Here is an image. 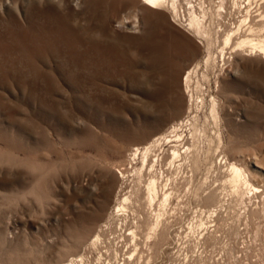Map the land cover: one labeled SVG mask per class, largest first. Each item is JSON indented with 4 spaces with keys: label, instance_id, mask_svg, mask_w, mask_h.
Returning <instances> with one entry per match:
<instances>
[{
    "label": "rangeland",
    "instance_id": "374dc122",
    "mask_svg": "<svg viewBox=\"0 0 264 264\" xmlns=\"http://www.w3.org/2000/svg\"><path fill=\"white\" fill-rule=\"evenodd\" d=\"M172 1L152 10L137 0H0V264H115L114 250L90 240L123 235L110 215L134 185L131 145L201 124L214 100L222 139L212 168L184 187L182 206L134 261L264 264V60L220 53L221 32L245 12L234 0H178L177 15ZM249 1L251 25L264 27V0ZM190 6L209 45L184 31ZM231 161L257 192H234Z\"/></svg>",
    "mask_w": 264,
    "mask_h": 264
},
{
    "label": "bare ground",
    "instance_id": "6f19581e",
    "mask_svg": "<svg viewBox=\"0 0 264 264\" xmlns=\"http://www.w3.org/2000/svg\"><path fill=\"white\" fill-rule=\"evenodd\" d=\"M137 1L142 6H146L152 10L165 9L169 2V0ZM176 1L178 0L172 1L171 9L173 13L177 15L175 6ZM245 1L246 0H234V7L244 9L245 12L242 15L241 20H239V22L236 23L233 28L224 31L221 30L222 32L219 38V44L221 46L220 53L222 54L225 48H229L230 50L232 49L231 51L247 52L248 55L258 56L264 60V32H262L264 27L261 25L258 29L257 27L251 25V20L253 18V13L250 10L251 4L249 3V0V2H247L249 4H246ZM190 8L192 10L191 20L186 26L187 29L184 31L192 35L198 42H200L201 38L204 37V40L207 41L209 45L210 40L208 33L202 32L200 30L201 20L195 13L196 10H194L191 6ZM220 9L223 10L222 3L219 6V10ZM259 15L261 20H263L264 12H261ZM176 25L179 27L178 24ZM216 105L217 104L214 100L212 104V110L209 116H206L208 120L204 119L201 124L194 123V120L191 121L192 119L187 120L184 123H180V125L178 124V126L172 125L169 131H162L161 129V131H159L158 129L157 131H153L146 136L141 135L142 137L140 139L135 140L134 143L132 142L133 144L131 145L130 149L131 153L128 165L132 169L134 185L131 190L126 192V194H124L123 197L116 203V206L110 215V220L114 221L118 233L119 231H122L123 235L109 239L110 237L103 238L104 232H97L90 240L91 246L96 251L99 252L102 246L103 249L111 248L114 250L112 258L115 260V264H137V261H134V259L135 257L137 259L138 255L141 253L139 248L142 245L149 248L148 241H152L153 239L160 237L161 231L166 221V216L169 214L168 211L170 212L171 210L175 212L178 210L181 197L180 194L183 192L184 187L192 186L196 176H198L202 168H205V165L207 166L208 164L209 166L205 168V173L207 174L212 168L215 158L214 154L218 149V143L220 144L221 141V137H219L217 131L221 119L219 120V113L217 112ZM226 116L230 117V114H226ZM214 139L217 143L213 145ZM235 165L234 163H230V165L227 167L229 168V179H227L229 181L228 184L230 183L233 185L234 192H236L235 189H238L237 192L241 191V194H243V190L247 191L246 189H248V192H257L258 188H255L249 184L247 176L245 175L246 173H244L245 170L242 171L241 166H238L240 167L238 168ZM211 173L213 172H210V175ZM117 174L120 175V177L123 175L120 171H118ZM184 181H187V183L183 185ZM221 182L222 181H220V184ZM195 183H197V181H195ZM228 184L224 185L228 186ZM201 185L203 184L201 183ZM188 192L190 191L188 190ZM241 194L238 195L240 198L242 197ZM210 198H213L212 195L208 196V199ZM212 213L214 214L213 211ZM112 223L113 222L109 221V224ZM114 232V230H110L108 235H112ZM117 238L120 239L119 242L117 241ZM141 239L142 242H140ZM124 240L126 241L125 247L130 249L126 253L119 254V245L124 242ZM101 256L102 253L99 254L98 257ZM83 261L84 260H82V256H76L67 262L63 261L56 264H85ZM101 263L102 262H100V264ZM103 264L105 263L103 262Z\"/></svg>",
    "mask_w": 264,
    "mask_h": 264
}]
</instances>
